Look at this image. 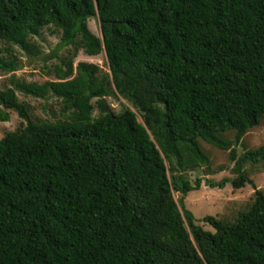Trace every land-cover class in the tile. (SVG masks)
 <instances>
[{
	"label": "trees",
	"instance_id": "1",
	"mask_svg": "<svg viewBox=\"0 0 264 264\" xmlns=\"http://www.w3.org/2000/svg\"><path fill=\"white\" fill-rule=\"evenodd\" d=\"M45 28L73 49L55 80L0 90V122L23 120L0 139V264H264L263 191L233 222L204 217L213 232L174 199L199 188L183 173L209 164L200 141L230 150L264 118V0H0V41L36 52ZM80 50L107 71L74 66ZM15 91L64 118L32 120ZM116 95L135 112L105 111ZM246 162L264 146L234 189Z\"/></svg>",
	"mask_w": 264,
	"mask_h": 264
},
{
	"label": "rangeland",
	"instance_id": "2",
	"mask_svg": "<svg viewBox=\"0 0 264 264\" xmlns=\"http://www.w3.org/2000/svg\"><path fill=\"white\" fill-rule=\"evenodd\" d=\"M88 25L91 32L99 36L97 21L90 19ZM29 41L36 48V52L26 53L14 44L0 41V57L17 63L14 71L0 70V90L13 88L12 80L39 85L46 81H54L53 68L59 65V59L70 57L73 51L71 46L60 47V33L52 28L43 29L39 36L32 37ZM72 61L74 66L78 62H86L97 65L102 71H107L108 68L106 56L103 52L98 56L88 57L80 50ZM15 94L19 102L28 106L29 116L32 120L56 122L64 118L59 113L60 103L54 98H33L19 91H15ZM104 101L107 110L113 113H118L123 105L134 111L131 104L119 95L107 97ZM92 103H94V100ZM8 112L9 120L0 122V139L8 132L15 131L23 122L16 112L12 110ZM93 114H97L96 109ZM138 120L141 122L139 116ZM224 138L233 140V135L227 133L224 134ZM199 144L208 156L209 164L183 173V176L192 185L196 180H199V188L188 192L185 196L175 193L174 199L176 201L179 198L183 199L184 207L192 213L196 224L205 231L213 232V228L203 222L204 217L212 216L223 222H233L240 213L249 208L255 190L259 189L264 192V165L261 163H244L243 168L250 180L244 186L234 189L229 182L236 177L233 171L235 162L246 151L264 146V118L259 121L257 126L247 131L237 144L232 145L231 149L235 160H231L229 157L231 149L227 151L219 150L202 141ZM223 180L225 181L222 188L210 184H218Z\"/></svg>",
	"mask_w": 264,
	"mask_h": 264
},
{
	"label": "water",
	"instance_id": "3",
	"mask_svg": "<svg viewBox=\"0 0 264 264\" xmlns=\"http://www.w3.org/2000/svg\"><path fill=\"white\" fill-rule=\"evenodd\" d=\"M105 111H108L107 108H105Z\"/></svg>",
	"mask_w": 264,
	"mask_h": 264
}]
</instances>
